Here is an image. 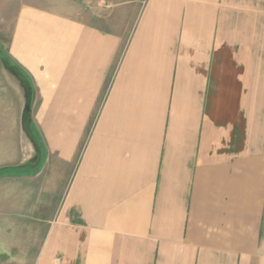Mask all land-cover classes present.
<instances>
[{"label": "crops", "instance_id": "0c3cea01", "mask_svg": "<svg viewBox=\"0 0 264 264\" xmlns=\"http://www.w3.org/2000/svg\"><path fill=\"white\" fill-rule=\"evenodd\" d=\"M0 87V264H264V0H0Z\"/></svg>", "mask_w": 264, "mask_h": 264}, {"label": "rangeland", "instance_id": "374dc122", "mask_svg": "<svg viewBox=\"0 0 264 264\" xmlns=\"http://www.w3.org/2000/svg\"><path fill=\"white\" fill-rule=\"evenodd\" d=\"M0 90L2 88L0 87ZM29 91V90H28ZM8 99L6 98V95L0 91V133L5 132L7 134V131L17 129L19 124H21V127L26 129L28 125V121H24V116H22V120L19 123V120L16 119L17 112L15 111L14 104H7L6 101ZM31 107L25 106L23 113L25 110H30ZM0 136V140H1ZM4 140V139H3ZM7 148H3V150L8 151L10 148L12 149V145L6 144ZM24 148V147H23ZM2 155L1 145H0V156ZM3 160H0V165L4 164ZM16 170V167L3 165L0 166V174L3 175H9V173H13ZM19 187H21V192H25V195L22 194L19 195L20 190ZM28 183H21V182H14L11 177H6L4 179H0V193H5V201H4V209L6 212V216L3 217L4 225L6 227V233L5 235L10 239L13 240L14 236H19L17 233L14 232V226H24L28 225V218L24 216V214H27L28 210V191L27 188ZM21 198V199H20ZM1 207V205H0ZM13 209H16L17 213H13ZM14 214H17L15 216ZM20 214L21 216H18ZM9 231V232H8ZM16 239V238H15ZM18 239V238H17Z\"/></svg>", "mask_w": 264, "mask_h": 264}, {"label": "trees", "instance_id": "16d2710c", "mask_svg": "<svg viewBox=\"0 0 264 264\" xmlns=\"http://www.w3.org/2000/svg\"><path fill=\"white\" fill-rule=\"evenodd\" d=\"M4 60H5L6 64H11L9 58H7V57L4 56ZM23 116H24V121H27V119L30 117V111H29V109L24 111ZM26 128H29V125H27Z\"/></svg>", "mask_w": 264, "mask_h": 264}]
</instances>
